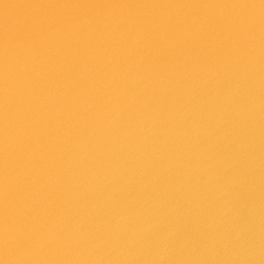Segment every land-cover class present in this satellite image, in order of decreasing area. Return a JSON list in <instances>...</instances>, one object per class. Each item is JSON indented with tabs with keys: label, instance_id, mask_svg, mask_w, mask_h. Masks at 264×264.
Instances as JSON below:
<instances>
[{
	"label": "water",
	"instance_id": "water-1",
	"mask_svg": "<svg viewBox=\"0 0 264 264\" xmlns=\"http://www.w3.org/2000/svg\"><path fill=\"white\" fill-rule=\"evenodd\" d=\"M0 264H264V0H0Z\"/></svg>",
	"mask_w": 264,
	"mask_h": 264
}]
</instances>
